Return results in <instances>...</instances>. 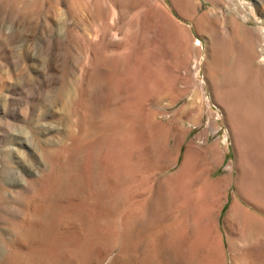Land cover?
Here are the masks:
<instances>
[{
    "label": "rangeland",
    "instance_id": "rangeland-1",
    "mask_svg": "<svg viewBox=\"0 0 264 264\" xmlns=\"http://www.w3.org/2000/svg\"><path fill=\"white\" fill-rule=\"evenodd\" d=\"M246 34L258 96L264 0H0V264H264V224L231 211L232 101L211 64L212 41L243 59Z\"/></svg>",
    "mask_w": 264,
    "mask_h": 264
},
{
    "label": "bare ground",
    "instance_id": "bare-ground-1",
    "mask_svg": "<svg viewBox=\"0 0 264 264\" xmlns=\"http://www.w3.org/2000/svg\"><path fill=\"white\" fill-rule=\"evenodd\" d=\"M255 42H256V40L254 39V36L253 35H249V34L247 35L246 34L245 43L248 44V47L246 49V52L244 53L243 59L238 58L237 60L236 59L233 60V58H232L233 57V55H232L233 50L231 48L232 45H228L227 46L226 44H222V43H219V42H216V41H212L211 42V47H212V51L215 52L216 59L213 60L212 62L210 60V62L212 64L213 70L219 76V81H220V84H221V87H222L221 88V90H222L221 91V97L224 98V99H227V100H230L231 99L230 101H232L228 106H226V111H227V119H228L229 123L232 126V130H233V133H234V136H235V139H236V145H237V149H238V151H237L238 152V155H237V163H236V166L238 168V176H237V179H238V194H239L240 198H239V200H236L234 202L231 211H232L233 215L236 217V219L238 221H240V222H243L245 224V226H248L247 223L251 219H253V218H254V220L257 223L262 224V225L264 224V93L262 95L260 94V95L257 96V94L255 93L256 90H253L254 87H255V85H256V82L257 81L254 78L250 77V75H251V73L253 72V69H254V67H253V60H254V55H255V48H254V43ZM212 55H213V53H212ZM229 72H234L236 74V79H235L236 82H235V84L239 88L240 87L247 86V89H246V91L248 92L247 95L250 97V99L252 98V100H255L256 103L258 104L257 111L251 112L249 114H245L244 112H241L239 110V108L237 107V105L234 103V99H240L241 98V95L240 96H236V98L233 97V96L230 97L229 91L227 89H223V86L227 83V80L226 79H227V74ZM68 139H69V137H68ZM23 142L26 143L25 140ZM3 153H4L3 154V157H4L5 163L3 164V167H2V169H3L2 170V176L7 172V165L8 164H6V162H7L6 160L9 157V151H4ZM2 182H3L2 181V178H0V184H2ZM134 194L135 193H133V196H134ZM138 194H140V193H137V195ZM247 204L253 206V208L259 210L260 212H256V211L250 210L248 208ZM39 209L33 208L30 211L28 210V213L30 212V214H29L30 216L27 217L28 214L26 216L28 218V220L26 219L27 222H25V224H26V230L24 232V235L21 232L22 231L21 228L23 227L22 225L24 223L21 225L22 226L21 228L20 227L18 228V231L21 230L20 232L22 233V234H20V238L22 236L23 239L31 240L32 237L37 234L36 233L37 232V230H36L37 221H34V222H36L35 223L36 226H35V224L33 223V220H35L36 217H37L36 215L42 211L41 209H40L41 211ZM31 216H33L34 218L32 217L33 219H31ZM37 218H39V216ZM132 231H134V230H132ZM132 234H134V233H132ZM115 235H117V234H115ZM115 235H114V237H116ZM15 236H18V235L16 234ZM168 237H169V235H168ZM20 238H19V241H21V242L23 241L25 243L26 240L25 241L22 240V239L20 240ZM155 240L156 239H154V241ZM109 242H112V241L109 240ZM24 243H22V244H24ZM49 245H50V243L48 244V246ZM7 246H9V245H7ZM23 248H25V246L22 247L21 244H17V250L18 251H21ZM129 251H131V250H129ZM22 252H21V254H22ZM127 252H128V250H127ZM5 254H6V249L4 248V246L2 244H0V261L2 259H5ZM147 254H149V253H147ZM122 255H123V252H122ZM178 255H180V253ZM124 257H126V256H124ZM133 258H135V257H133ZM158 258H159V256H158ZM67 259H69V258H67ZM156 260H158V259H156ZM156 260H155V262H156ZM133 261H134V259H133ZM157 262H159V261H157ZM51 263H52V261H51ZM118 263H120V260L118 259V257H116L115 258V261L113 262V264H118ZM147 263L148 262L146 261V263H144V264H147ZM136 264H137V262H136ZM155 264H157V263H155ZM243 264H249V263H246V261H245V262H243Z\"/></svg>",
    "mask_w": 264,
    "mask_h": 264
},
{
    "label": "crops",
    "instance_id": "crops-1",
    "mask_svg": "<svg viewBox=\"0 0 264 264\" xmlns=\"http://www.w3.org/2000/svg\"><path fill=\"white\" fill-rule=\"evenodd\" d=\"M238 29H243V27H241V26H236ZM236 37H241V35H239L238 33H233ZM232 42H235V41H232ZM237 42H241L242 43V41H237ZM239 200V199H238Z\"/></svg>",
    "mask_w": 264,
    "mask_h": 264
}]
</instances>
